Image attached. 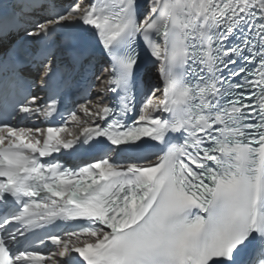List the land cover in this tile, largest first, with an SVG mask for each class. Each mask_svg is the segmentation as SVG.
<instances>
[{"label":"snow or ice","instance_id":"obj_1","mask_svg":"<svg viewBox=\"0 0 264 264\" xmlns=\"http://www.w3.org/2000/svg\"><path fill=\"white\" fill-rule=\"evenodd\" d=\"M24 6H15L22 16L48 12L29 37L68 29L59 42L68 68L90 62L98 39L109 64L97 91L116 100L61 114L54 96L40 105L17 94L0 109V264H264V0H148L144 13L138 0ZM0 15L18 27L15 10ZM8 31L0 26V37ZM141 43L163 86L142 91L137 113ZM41 65L48 86L56 73L47 48ZM17 81L13 69L3 85ZM77 110L96 119L64 139ZM33 117L49 126L12 123ZM80 147L100 158L76 169L42 162Z\"/></svg>","mask_w":264,"mask_h":264},{"label":"bare ground","instance_id":"obj_2","mask_svg":"<svg viewBox=\"0 0 264 264\" xmlns=\"http://www.w3.org/2000/svg\"><path fill=\"white\" fill-rule=\"evenodd\" d=\"M84 1H81L79 2L80 5H83ZM148 3V1L146 2ZM146 7V4L143 8V11L144 12V9ZM37 15H35L36 17ZM141 19H143V14L141 16ZM2 47V45H0V48ZM102 72H103V69H101V72H100V76L102 78ZM145 86L147 89L151 90L152 88H162V82L160 81L159 77H158V74L156 73V70L155 68H151L148 70L147 72V81L145 83ZM100 87V81H99V84H98V88ZM97 88V89H98ZM102 97V104L104 103V99H105V96H104V93L101 94L97 91L96 95L89 101H92V103L94 104L98 99H101ZM162 98V94L161 93H157V95L154 97V99H160ZM89 107H91L89 105ZM93 112H95V109L93 108L92 109ZM78 117H79V123L77 122H73V124L71 125H67L66 126V129L67 131L63 132L61 135H69V133H71V135H74L76 133V129H81L82 127H85L87 125H90L94 119H96L94 116H91V115H85L84 113L80 112L77 114ZM29 128H32V129H35V128H39V127H29ZM84 240V237H81V242H83Z\"/></svg>","mask_w":264,"mask_h":264}]
</instances>
